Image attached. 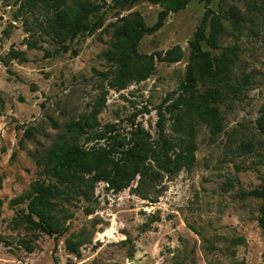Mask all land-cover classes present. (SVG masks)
Listing matches in <instances>:
<instances>
[{
	"label": "rangeland",
	"instance_id": "rangeland-1",
	"mask_svg": "<svg viewBox=\"0 0 264 264\" xmlns=\"http://www.w3.org/2000/svg\"><path fill=\"white\" fill-rule=\"evenodd\" d=\"M93 1L106 3L103 25L80 34L69 52L48 57L58 48L43 30L48 8L0 0V264H264L262 200L243 195L264 184V0H190L138 48L152 55L179 45L183 59L154 56L149 78L125 89L113 87L115 67L105 57L112 23L140 11L153 25L162 7L139 1L118 15L113 0ZM207 10L222 16L223 29L218 47H203L214 56L237 48L235 64L219 74L222 130L214 133L192 114L176 130L173 105L183 93L190 41ZM12 49L27 60L7 63ZM86 116L99 126L80 137L67 130ZM97 132L106 138L94 139ZM135 133L152 151L144 159L145 177L138 174L121 190L107 181L81 193L58 184L65 194L51 198L49 214L65 227L62 235L45 234L21 218L27 202L12 200L38 181L54 182L46 164L56 141L88 149L111 142L118 158L138 139ZM188 144L196 147L191 167L163 168L167 154L175 157Z\"/></svg>",
	"mask_w": 264,
	"mask_h": 264
},
{
	"label": "trees",
	"instance_id": "trees-1",
	"mask_svg": "<svg viewBox=\"0 0 264 264\" xmlns=\"http://www.w3.org/2000/svg\"><path fill=\"white\" fill-rule=\"evenodd\" d=\"M139 1H147L162 7L158 19L153 25H148L144 15L140 11H132L128 15L119 17L112 23L113 43L105 57L115 67L113 87L125 89L133 82H141L149 78L154 69V56L161 61L177 62L183 59V50L177 45L164 54L155 53L143 55L139 53V44L149 34L159 31L170 13L179 12L187 7L190 0H113L110 8L115 9L120 15L121 11L130 9ZM209 4L211 0H199ZM31 5L42 4L49 10L46 26L43 28L46 35L53 38L58 48L54 53L47 52L46 55L53 56L61 52H69L71 43L82 33H94L102 25L106 3H98L93 0H27ZM93 16V22L88 19ZM222 16L212 14L207 10L198 27L193 39L190 41V61L186 69V77L182 83L183 93L174 103L176 112V130L187 122L189 114L198 115L203 118L213 132L222 130L220 110L217 106L221 98V87L219 74L228 73L235 64L237 48L228 47L220 55H212L203 47L207 42L212 47H218L219 35L223 29ZM208 22L211 23V31L207 32ZM30 48L36 45L30 44ZM77 54V51H73ZM6 62L15 59L25 62L27 59L23 51L12 49L7 54ZM187 105V108L183 106ZM0 111V115H1ZM158 126L163 132V115L160 112ZM99 126L96 117L86 116L79 121H72L67 125V130L77 137L89 133ZM29 135V131H27ZM136 135H139L135 133ZM105 134L97 132L94 139H105ZM115 145L107 142L98 148H85L79 142L56 141L49 150V159L46 164L48 175L54 182L46 184L38 181L32 192L23 194L12 200L13 204L27 202V212L22 211L21 218L32 228L53 235H62L65 227L56 217L49 214L51 198L63 196L64 190L58 184H63L69 190L81 193L82 188L93 191L97 183L109 182L112 188L121 190L129 185V182L138 174L146 176L144 166L145 156L152 151L148 148L146 140L139 135L138 139L130 147L122 151V156L116 157ZM196 147L188 144L181 149L175 157L166 155L162 161L163 168L171 171H180L189 168L195 160ZM130 165L131 169L126 166ZM106 169L110 171L107 172ZM244 196H254L262 200L259 223L264 230V184L261 188L254 189ZM3 201L0 199V223ZM75 250V249H74Z\"/></svg>",
	"mask_w": 264,
	"mask_h": 264
}]
</instances>
